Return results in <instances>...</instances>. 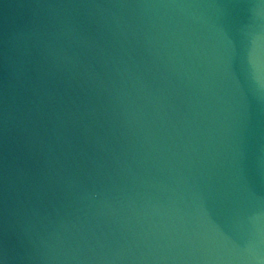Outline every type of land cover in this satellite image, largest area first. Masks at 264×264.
I'll return each instance as SVG.
<instances>
[{
  "label": "water",
  "instance_id": "95a60500",
  "mask_svg": "<svg viewBox=\"0 0 264 264\" xmlns=\"http://www.w3.org/2000/svg\"><path fill=\"white\" fill-rule=\"evenodd\" d=\"M0 264H264V0H0Z\"/></svg>",
  "mask_w": 264,
  "mask_h": 264
}]
</instances>
